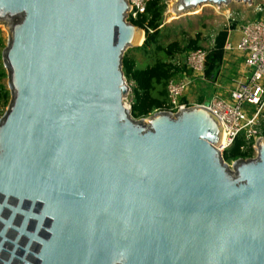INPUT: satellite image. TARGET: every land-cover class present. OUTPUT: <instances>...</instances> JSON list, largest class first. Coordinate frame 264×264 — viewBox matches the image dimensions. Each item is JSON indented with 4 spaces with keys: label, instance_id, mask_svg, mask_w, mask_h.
<instances>
[{
    "label": "water",
    "instance_id": "obj_1",
    "mask_svg": "<svg viewBox=\"0 0 264 264\" xmlns=\"http://www.w3.org/2000/svg\"><path fill=\"white\" fill-rule=\"evenodd\" d=\"M234 1L253 2L173 9ZM129 10L0 0V264H264V137L228 165L205 107L132 118L122 61L144 31Z\"/></svg>",
    "mask_w": 264,
    "mask_h": 264
},
{
    "label": "built area",
    "instance_id": "obj_2",
    "mask_svg": "<svg viewBox=\"0 0 264 264\" xmlns=\"http://www.w3.org/2000/svg\"><path fill=\"white\" fill-rule=\"evenodd\" d=\"M150 0H128L130 10L128 19L136 20L143 15ZM248 7L259 14L264 11L262 4ZM233 41L231 30L223 47L224 62L232 55L243 60L238 77L233 80L227 91V97L213 93L208 101L202 104H191L187 100L190 90L198 84L209 85L205 77V66L208 50L202 48L185 52L170 63L177 70L166 84L167 103L164 110L158 112L177 113L191 106H201L215 114L221 122L223 140L220 152L230 148L240 134L247 144L256 152V141L261 138L264 127V18L247 22L239 27ZM217 86V83L212 84ZM129 109V107H127Z\"/></svg>",
    "mask_w": 264,
    "mask_h": 264
},
{
    "label": "trees",
    "instance_id": "obj_3",
    "mask_svg": "<svg viewBox=\"0 0 264 264\" xmlns=\"http://www.w3.org/2000/svg\"><path fill=\"white\" fill-rule=\"evenodd\" d=\"M166 1L150 0L146 5L143 15L139 16L136 20L128 19V22L144 31L143 44L138 48H134V50L142 53L146 59L151 60L150 64L144 68H139L136 66L133 58L127 55L123 57V74L126 81L131 84L130 114L136 120L147 118L155 112L164 110V106L167 103L166 84L177 72L170 61L185 52L201 47L198 37L194 40H189L183 48H180L176 42L169 43L165 47L163 46L161 42V30L163 28L162 19ZM258 18H260V14ZM227 37V29L218 32L214 37V46L208 50L205 77L210 84L205 85L207 88H211L212 84L218 81L221 68L224 64L223 47ZM0 95L4 103L8 105L10 100L9 92L5 91ZM204 97L206 96H200L197 104H202ZM261 136L264 137V127L261 129ZM253 157L254 151L251 148V143L247 144L243 134L238 135L232 146L223 152V159L226 163H232L238 159H251Z\"/></svg>",
    "mask_w": 264,
    "mask_h": 264
},
{
    "label": "rangeland",
    "instance_id": "obj_4",
    "mask_svg": "<svg viewBox=\"0 0 264 264\" xmlns=\"http://www.w3.org/2000/svg\"><path fill=\"white\" fill-rule=\"evenodd\" d=\"M176 1L177 0H167L165 4V11L162 19L163 28L161 30V42L164 47L169 43L176 42L179 44L180 48H183L189 40H194L198 37L201 46L200 48L209 50L214 46V37L218 32L224 29L231 30L230 40L233 41L236 34L238 35V32H235L233 29L238 27L237 30H239V27L243 24L258 19L259 14L260 17L264 18V11L257 14L254 11V7L250 8L247 4L235 1L220 7L212 4H206L201 8H197L175 17L171 11L172 6L176 3ZM254 2L255 4H262L264 6V0H254ZM7 41V30L4 26L0 25V94H3L5 91L9 92L8 74L4 68L2 59V53L7 45ZM124 55L133 58L136 66L139 68H144L151 62V60L146 59L142 53L137 52L132 48L128 49ZM242 62L243 60L241 58L235 55L230 56L221 68L217 86L207 88L205 85L198 84L197 82L190 90L187 101L191 104L197 103L198 98L203 95L206 96L203 99L204 102H206L209 100L212 93L220 94L222 98H226L228 86L238 77L239 72L241 71ZM127 85L129 88L131 87V84L128 82ZM131 97L132 95L130 89L127 97L123 100L124 105L129 107V110L131 107ZM7 106L8 105L0 98L1 116L5 113ZM255 155L256 152L254 153V157ZM228 165H231V163H228Z\"/></svg>",
    "mask_w": 264,
    "mask_h": 264
},
{
    "label": "bare ground",
    "instance_id": "obj_5",
    "mask_svg": "<svg viewBox=\"0 0 264 264\" xmlns=\"http://www.w3.org/2000/svg\"><path fill=\"white\" fill-rule=\"evenodd\" d=\"M173 6H174V5H173ZM173 6H172V11H171V12H172V14L176 17L177 14L174 12ZM203 6H205V5H203ZM203 6H202V7H203ZM197 8H201V7H197ZM197 8H196V9H197ZM190 11H192V10H190ZM190 11H189V12H190ZM142 38H143V36H142V34H140V37H139V39H138L137 44H140V43H141ZM125 106H126V105H125ZM222 140H223V139H222ZM222 140H221V145H220V147H219V150L221 149L222 144H223V143H222Z\"/></svg>",
    "mask_w": 264,
    "mask_h": 264
},
{
    "label": "flooded vegetation",
    "instance_id": "obj_6",
    "mask_svg": "<svg viewBox=\"0 0 264 264\" xmlns=\"http://www.w3.org/2000/svg\"><path fill=\"white\" fill-rule=\"evenodd\" d=\"M24 245H25V244H24ZM24 245H23V247H24ZM38 248H39V247L36 246L35 249H34L32 252H33V253H36V252L38 253V251H39ZM30 257H31V256L26 257L27 261L33 262L32 259H29ZM34 263H35V264L37 263V260H36V259H35Z\"/></svg>",
    "mask_w": 264,
    "mask_h": 264
},
{
    "label": "crops",
    "instance_id": "obj_7",
    "mask_svg": "<svg viewBox=\"0 0 264 264\" xmlns=\"http://www.w3.org/2000/svg\"><path fill=\"white\" fill-rule=\"evenodd\" d=\"M195 104V103H194ZM197 104V103H196Z\"/></svg>",
    "mask_w": 264,
    "mask_h": 264
}]
</instances>
